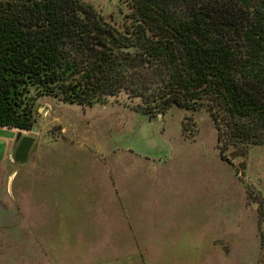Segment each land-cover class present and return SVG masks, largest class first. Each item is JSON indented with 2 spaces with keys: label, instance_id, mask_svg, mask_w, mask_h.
I'll return each mask as SVG.
<instances>
[{
  "label": "rangeland",
  "instance_id": "obj_1",
  "mask_svg": "<svg viewBox=\"0 0 264 264\" xmlns=\"http://www.w3.org/2000/svg\"><path fill=\"white\" fill-rule=\"evenodd\" d=\"M83 1L123 25L128 0ZM139 103L43 96L35 133L0 127L11 149L35 139L24 164L2 157L0 264H264V146L223 159L204 108Z\"/></svg>",
  "mask_w": 264,
  "mask_h": 264
},
{
  "label": "trees",
  "instance_id": "obj_2",
  "mask_svg": "<svg viewBox=\"0 0 264 264\" xmlns=\"http://www.w3.org/2000/svg\"><path fill=\"white\" fill-rule=\"evenodd\" d=\"M121 27L83 0H0V127L31 131L43 96L121 94L148 116L204 108L224 159L264 146V0H128Z\"/></svg>",
  "mask_w": 264,
  "mask_h": 264
},
{
  "label": "water",
  "instance_id": "obj_3",
  "mask_svg": "<svg viewBox=\"0 0 264 264\" xmlns=\"http://www.w3.org/2000/svg\"><path fill=\"white\" fill-rule=\"evenodd\" d=\"M36 129L37 127L34 126L31 132L35 133ZM15 141L17 142V146L15 149H11L9 154L12 157L14 164H24L28 159L29 152L35 142V139L31 136L21 137L20 134H17L15 137Z\"/></svg>",
  "mask_w": 264,
  "mask_h": 264
},
{
  "label": "crops",
  "instance_id": "obj_4",
  "mask_svg": "<svg viewBox=\"0 0 264 264\" xmlns=\"http://www.w3.org/2000/svg\"><path fill=\"white\" fill-rule=\"evenodd\" d=\"M9 141H10V139L1 138L0 137V169H1V164H2V157L4 156L5 151L7 149H9V152H10V150H11V146L9 145L10 144ZM145 220H146V218H145ZM139 235L140 234H138V236ZM155 242H149L147 245H150V246H152L153 244L156 245ZM159 243L160 242H158V244ZM150 252H152V251L150 250ZM125 259L127 260L128 263H131V259H135V261L132 264H141V260L140 259H137V260H139V263L136 261V256L135 255L134 256H128V257L126 256ZM119 261H121V259L112 260L110 262H112V264H114V263L119 262Z\"/></svg>",
  "mask_w": 264,
  "mask_h": 264
}]
</instances>
